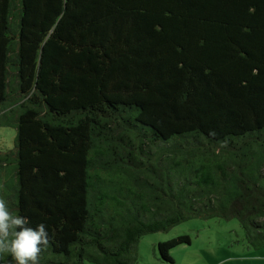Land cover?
Wrapping results in <instances>:
<instances>
[{"label":"trees","instance_id":"1","mask_svg":"<svg viewBox=\"0 0 264 264\" xmlns=\"http://www.w3.org/2000/svg\"><path fill=\"white\" fill-rule=\"evenodd\" d=\"M0 126L39 264H137L195 218L264 248V0H0Z\"/></svg>","mask_w":264,"mask_h":264},{"label":"rangeland","instance_id":"2","mask_svg":"<svg viewBox=\"0 0 264 264\" xmlns=\"http://www.w3.org/2000/svg\"><path fill=\"white\" fill-rule=\"evenodd\" d=\"M15 137V128L0 126V150L14 148ZM182 234L190 235L191 243L171 250L174 262L162 260L157 244ZM139 255L137 264H264V248L248 244L236 218H195L168 231L149 233L139 242Z\"/></svg>","mask_w":264,"mask_h":264},{"label":"clouds","instance_id":"3","mask_svg":"<svg viewBox=\"0 0 264 264\" xmlns=\"http://www.w3.org/2000/svg\"><path fill=\"white\" fill-rule=\"evenodd\" d=\"M49 240L44 223L32 227L27 217L14 213L7 200L0 196V262L2 264H39L40 254L49 245Z\"/></svg>","mask_w":264,"mask_h":264}]
</instances>
